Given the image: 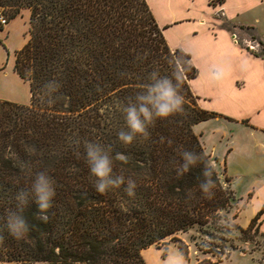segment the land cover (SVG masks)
Wrapping results in <instances>:
<instances>
[{
    "label": "trees",
    "instance_id": "obj_1",
    "mask_svg": "<svg viewBox=\"0 0 264 264\" xmlns=\"http://www.w3.org/2000/svg\"><path fill=\"white\" fill-rule=\"evenodd\" d=\"M24 8L31 10L30 39L16 53L15 71L29 82L31 103L0 100V264H147L145 249L179 241L176 235L196 226L209 237L264 236L258 224L264 208L248 228L231 222L238 216L229 217L237 208L231 179L222 181L194 130L221 115L199 105L190 86L198 69L190 54L170 48L147 0H0V16L8 20ZM247 50L264 57V46L261 53ZM154 70L179 83L185 110L154 119L147 137L137 134L125 145L116 138L128 130L117 104L133 98L134 86L149 82ZM85 141L110 147L113 175L135 180L133 196L126 184L95 190ZM183 151L199 158L177 176ZM205 167L215 185L210 196L199 188ZM39 171L55 181L56 194L44 213L28 203L23 215L30 230L17 241L3 216ZM178 247L188 258L187 245Z\"/></svg>",
    "mask_w": 264,
    "mask_h": 264
},
{
    "label": "crops",
    "instance_id": "obj_2",
    "mask_svg": "<svg viewBox=\"0 0 264 264\" xmlns=\"http://www.w3.org/2000/svg\"><path fill=\"white\" fill-rule=\"evenodd\" d=\"M213 1L216 0H147L159 27L164 29L170 48L182 49L191 55L192 63L198 69V76L190 82L191 89L203 109L221 115L212 120L222 123L217 130L225 129L220 140L226 139L227 155L236 151L238 134L243 133L242 146L250 153L248 156H264V57L254 55L247 50L249 47H243V41L239 42L232 29L224 26L218 17L221 13L233 28L242 30L246 25L239 22V16L264 4V0H224L216 6L211 5ZM30 20L31 10L24 8L6 25H0L1 101L20 105L31 103L30 84L15 71L16 53L30 39ZM251 40L264 46L257 35L245 42ZM217 68L223 73L214 79ZM199 134L203 138V133ZM204 147L207 148L205 142ZM215 150L216 145H213L209 154L219 160L214 155ZM225 170L227 174L226 164ZM257 184L248 199L242 202L240 215L249 204L255 206L254 217L243 228H248L264 208V178ZM258 224L264 234V213ZM163 252L164 249L153 246L142 254L147 264H166L167 257H181L183 264H190L181 253L171 251L164 257Z\"/></svg>",
    "mask_w": 264,
    "mask_h": 264
},
{
    "label": "clouds",
    "instance_id": "obj_3",
    "mask_svg": "<svg viewBox=\"0 0 264 264\" xmlns=\"http://www.w3.org/2000/svg\"><path fill=\"white\" fill-rule=\"evenodd\" d=\"M222 73L223 70L217 68L216 72L213 73V78H220ZM173 75L179 82L181 75L177 73ZM148 81L134 86L138 91L133 98L117 104L128 130L118 131L116 138L125 145L131 144L137 134L147 137V126L154 119H166L185 110L186 101L185 97L178 91L179 83L173 84L168 76H158L155 70L148 74ZM57 86L55 84L49 85L52 90ZM110 151V147L106 148L99 143L84 142L86 164L90 174L96 178L95 190L104 194L110 189L119 188L122 184H126L124 192L131 197L134 195L136 182L131 177L125 179L123 175H113ZM181 156L183 163L176 168L177 176L187 172L189 166L194 165L199 158L189 151H183ZM116 159L124 161L125 157L117 153ZM202 174L205 179L199 184V188L202 193L210 196V190L215 186L211 179L212 171L205 167ZM55 194V181L47 174V171L34 173L28 188L18 189L12 197L13 204L5 210L3 222L8 235L17 241L26 239L30 229L23 215L24 208L31 201L36 204L41 213H44L49 209ZM41 219H46V217L41 216ZM166 264H183V259L181 257L175 259L167 257Z\"/></svg>",
    "mask_w": 264,
    "mask_h": 264
},
{
    "label": "rangeland",
    "instance_id": "obj_4",
    "mask_svg": "<svg viewBox=\"0 0 264 264\" xmlns=\"http://www.w3.org/2000/svg\"><path fill=\"white\" fill-rule=\"evenodd\" d=\"M2 16L8 20L7 16ZM218 17L223 20L224 26L232 29L239 42L243 41V47L250 48L256 46L252 40L245 42V40H250L252 35L259 36L264 42V4L239 16V22H243L246 25L243 26V31L236 29L238 27L233 28L231 23L226 21L221 13H219ZM255 48L261 51V48L259 49L257 46ZM219 124L222 123L210 120L195 126L194 130L198 135H201V140L203 139L205 142L207 154L211 152V147L216 145L214 155L219 160L209 154L213 166L224 183L225 177L229 176L232 179V189L237 199V208L232 210L229 217L231 219L234 214L239 215V218L237 216V219L231 222L241 227H247L254 217L255 206L254 203L249 204L240 215L242 212V202L248 199V195L252 192V189L257 187L260 179L264 178V171H262L264 169V156H248L250 153L244 150L242 146L243 133L238 134L237 144H235L236 151L228 156L226 139L220 140L221 132L225 129L217 130ZM199 133H203V138L202 134ZM234 234L233 236L218 234L209 237L203 234L201 229L196 226L186 233H179L176 235V238L187 245L189 254L188 258L184 257L190 264H264V236H258L254 242H244L242 239H239L238 232ZM179 241H172L171 238H168L160 249H167V254L171 251L181 253L178 247Z\"/></svg>",
    "mask_w": 264,
    "mask_h": 264
},
{
    "label": "built area",
    "instance_id": "obj_5",
    "mask_svg": "<svg viewBox=\"0 0 264 264\" xmlns=\"http://www.w3.org/2000/svg\"><path fill=\"white\" fill-rule=\"evenodd\" d=\"M7 22H8V20H7L5 17L0 16V25L4 26V25L7 24ZM252 42H253V41H252ZM256 46L259 47V48L262 47L260 44H256ZM256 46H255V47H256ZM255 47H250V48H251L252 50H256ZM262 50H263V47H262ZM261 52H262V51H261Z\"/></svg>",
    "mask_w": 264,
    "mask_h": 264
}]
</instances>
